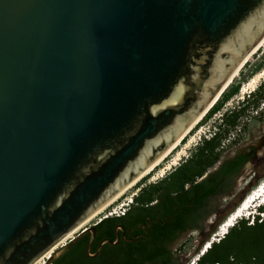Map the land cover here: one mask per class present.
<instances>
[{"label":"water","instance_id":"95a60500","mask_svg":"<svg viewBox=\"0 0 264 264\" xmlns=\"http://www.w3.org/2000/svg\"><path fill=\"white\" fill-rule=\"evenodd\" d=\"M263 42L264 0H0V264H35L143 178Z\"/></svg>","mask_w":264,"mask_h":264},{"label":"trees","instance_id":"16d2710c","mask_svg":"<svg viewBox=\"0 0 264 264\" xmlns=\"http://www.w3.org/2000/svg\"><path fill=\"white\" fill-rule=\"evenodd\" d=\"M263 68L264 58L249 75L241 74V79L228 87L199 125L219 112L226 102L240 92L242 84ZM242 105L239 103L224 114L210 136L203 138L191 159L185 161L165 180L143 190L134 199L133 206L136 208L138 221L145 222L147 216L159 219L150 238L140 241L135 247L116 251L111 250L109 245H104L101 255L95 259L87 257L83 240L56 264H174L172 252L167 245L187 230L197 228V222L206 220L209 202L230 193L234 179L252 159V155H239L233 160L223 162L217 170L204 178L208 169L214 167L222 156L221 126H237L239 115L236 111L238 107L241 110ZM200 179L202 180L199 181ZM259 210L260 214L254 216L252 223L250 218L244 217L219 242H210V248H206L196 264H264V208ZM127 213L124 216H108L102 219L97 224L102 229L98 241L111 237L118 224L129 228ZM104 226L106 229H103Z\"/></svg>","mask_w":264,"mask_h":264},{"label":"rangeland","instance_id":"374dc122","mask_svg":"<svg viewBox=\"0 0 264 264\" xmlns=\"http://www.w3.org/2000/svg\"><path fill=\"white\" fill-rule=\"evenodd\" d=\"M264 58V45L259 48L251 56L246 65L242 68L239 74L235 77L232 84L241 79V74L249 75L251 71L258 65ZM261 73V77L259 76ZM258 78L254 83L252 79ZM264 68L254 74L248 82L242 84L240 92L231 98L223 108L214 114L210 119L204 123L199 122L186 137L177 144L164 158L163 162L156 167L151 173L145 175L132 187L124 191L123 195L112 205H110L103 213L91 221L85 228L78 231L70 239L66 237L65 243L68 244L84 229L93 226L106 218L109 213L123 209H128L133 205L134 199L142 193L143 190L154 186L157 183L165 180L172 172L191 159L197 149L200 147L204 137L210 136L223 119L224 114L233 110L238 104L244 103L242 109L237 108L239 115L237 119V126L232 127L223 124L220 128V133L223 136L222 145L220 150L222 156L220 161L212 168L208 169L205 177L217 170L220 165L225 161H230L239 155H252L249 161L240 171L239 175L234 179L233 190L227 195L218 196L212 199L206 209L208 216L203 222L199 221L195 225L197 228L188 230L179 235L176 241L170 246L173 255L174 264H196L199 256L208 248L210 242H219L226 236L223 234V222L232 215L241 202L253 193L262 183H264ZM240 111V112H239ZM177 162V165H173ZM171 169L168 170V168ZM204 179V178H202ZM200 179L199 181H201ZM118 198V197H117ZM259 205V206H258ZM256 206V208H255ZM258 206V207H257ZM260 208H264L262 198L259 199L252 209V215L245 217L250 218L252 223L254 216L260 214ZM262 217V215H261ZM240 220V219H239ZM238 222V221H237ZM87 223V222H86ZM85 223V224H86ZM84 224V225H85ZM83 225V226H84ZM63 240V241H64ZM54 249L56 252L60 249ZM53 252V253H54ZM46 256L40 258L35 264H45Z\"/></svg>","mask_w":264,"mask_h":264},{"label":"flooded vegetation","instance_id":"af4514ba","mask_svg":"<svg viewBox=\"0 0 264 264\" xmlns=\"http://www.w3.org/2000/svg\"><path fill=\"white\" fill-rule=\"evenodd\" d=\"M187 188H189V186ZM135 209L136 208L133 205H131V206H129V208L127 210V212L129 211V214L126 212L127 213L126 217L128 219V222L130 223L129 228H126L122 224H118L114 228L111 237L102 239V241H98V238H99L100 234L102 233V229L101 230L99 229V227L97 226L98 223L94 224L93 226H96V228H97V236H96L95 240L93 241L91 248H90V244L92 241V233H89L83 239L84 245H85V253H86L87 257L91 258L90 255H93L97 252L98 247L100 246V244L104 240L117 241L118 236H119L120 240L117 244H115V245L104 244V245H109L111 247L110 248L111 250L116 251V250H119V249H122L125 247H127V248L130 246L135 247L136 245L139 244L140 241L145 240L147 238H150L151 233H152V229L154 228L155 223H157L159 219L158 218L154 219L152 216H147L145 222H143L142 220L138 221L136 219L137 211H135ZM93 226H91V227H93ZM103 229H106V226H104ZM83 240H81V241H83ZM174 242L168 244L167 248L170 249V246ZM104 245L102 246V249H101L100 253L98 254V256L91 258V259H95L101 255ZM56 263H57V261L54 264H56Z\"/></svg>","mask_w":264,"mask_h":264},{"label":"bare ground","instance_id":"6f19581e","mask_svg":"<svg viewBox=\"0 0 264 264\" xmlns=\"http://www.w3.org/2000/svg\"><path fill=\"white\" fill-rule=\"evenodd\" d=\"M264 45V42L261 44V46L260 47H262ZM250 59V58H249ZM261 75H263V73H261L259 76L261 77ZM259 78V77H258ZM258 78H254V79H252V83H254ZM205 117V116H204ZM203 117V118H204ZM203 118L202 119H200L193 127H195L200 121H202L203 120ZM192 127V128H193ZM192 128L190 129V131L192 130ZM190 131H188L187 132V134L190 132ZM186 134V135H187ZM186 135L184 136V138L186 137ZM183 138V139H184ZM182 139V140H183ZM181 140V141H182ZM180 141V142H181ZM177 144H179V142L177 143ZM175 146H177V145H175ZM176 148V147H175ZM163 162V159H161L153 168H151L145 175H148L149 173H151L156 167H158L161 163ZM174 166L175 165H177V162H175L174 164H173ZM169 169H171V167H169L168 168V170ZM144 175V176H145ZM139 181V180H138ZM137 181V182H138ZM136 183V182H135ZM134 183V184H135ZM133 184V185H134ZM133 185H131L130 187H132ZM127 190V189H126ZM125 190V191H126ZM124 193V192H123ZM123 193H121L119 196H118V198H115L112 202H110L106 207H104L103 209H101L100 211H98L95 215H93L90 219H88L84 224H82L78 229H76L75 231H73L70 235H68L69 236V238L68 239H70L71 237H73V235L74 234H76L78 231H80V230H82L83 228H85L86 227V225H88L91 221H93L97 216H99L101 213H103L110 205H112L113 203H115L122 195H123ZM264 197V183H262V185H260L259 187H258V189H256L253 193H251L246 199H245V201H244V203L240 206V207H238V209H236V211L229 217V219L227 220V222L224 224V227H223V234H227L228 233V231L237 223V221L239 220V219H242V218H244V217H248V216H251L252 215V209L254 208V204L259 200V199H261V198H263ZM259 206V205H258ZM257 206V207H258ZM255 208H256V206H255ZM84 225V226H83ZM67 236V237H68ZM65 243V240L63 241H61L59 244H57V246L55 247V248H53V250L51 251V252H49L47 255H46V257H45V259H47V258H49L50 257V255L54 252V249H57V248H59L60 246H62L63 244ZM208 248H210V245H208Z\"/></svg>","mask_w":264,"mask_h":264},{"label":"built area","instance_id":"2783aa9c","mask_svg":"<svg viewBox=\"0 0 264 264\" xmlns=\"http://www.w3.org/2000/svg\"><path fill=\"white\" fill-rule=\"evenodd\" d=\"M127 210L128 209H123V211H121L120 213L118 212V211H114V212H111V213H109V215L108 216H124L125 215V213L127 212ZM108 216H106V217H108ZM101 221V220H100Z\"/></svg>","mask_w":264,"mask_h":264},{"label":"clouds","instance_id":"9594fccd","mask_svg":"<svg viewBox=\"0 0 264 264\" xmlns=\"http://www.w3.org/2000/svg\"><path fill=\"white\" fill-rule=\"evenodd\" d=\"M209 137V136H206V138Z\"/></svg>","mask_w":264,"mask_h":264}]
</instances>
